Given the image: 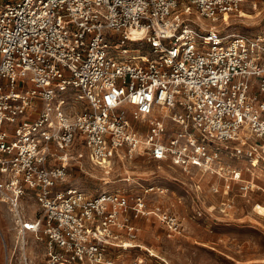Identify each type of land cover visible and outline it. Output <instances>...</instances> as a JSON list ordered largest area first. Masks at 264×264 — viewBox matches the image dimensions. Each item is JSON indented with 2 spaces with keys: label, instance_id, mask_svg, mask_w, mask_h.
Listing matches in <instances>:
<instances>
[{
  "label": "built area",
  "instance_id": "1",
  "mask_svg": "<svg viewBox=\"0 0 264 264\" xmlns=\"http://www.w3.org/2000/svg\"><path fill=\"white\" fill-rule=\"evenodd\" d=\"M246 1L0 0V202L19 246L27 232L44 245L41 263L22 249L13 263L3 242L4 264H124L140 246L132 216L181 231L147 206L153 184L64 183L75 144L127 184L141 160L218 174L225 155L264 160V29L222 24Z\"/></svg>",
  "mask_w": 264,
  "mask_h": 264
},
{
  "label": "rangeland",
  "instance_id": "2",
  "mask_svg": "<svg viewBox=\"0 0 264 264\" xmlns=\"http://www.w3.org/2000/svg\"><path fill=\"white\" fill-rule=\"evenodd\" d=\"M228 32L256 33L264 29V0H247L240 13L222 23ZM72 162L64 183L78 186L89 194L103 189L125 187L130 192L153 184L147 206L159 205L172 212L181 226L173 231L157 215L131 217L138 227L136 242L125 253L124 264H264V160L225 155L222 174L191 166L184 170L166 161L141 160L126 175L115 164L106 172L85 156ZM248 165L251 170H246ZM243 167L241 179H232L231 169ZM106 179V180H105ZM249 180V181H248ZM159 188H164L160 192ZM29 204V209L33 208ZM11 220L0 203V237ZM5 230V231H4ZM39 243V239L35 240ZM153 251V252H152ZM134 260L139 263H134Z\"/></svg>",
  "mask_w": 264,
  "mask_h": 264
},
{
  "label": "crops",
  "instance_id": "3",
  "mask_svg": "<svg viewBox=\"0 0 264 264\" xmlns=\"http://www.w3.org/2000/svg\"><path fill=\"white\" fill-rule=\"evenodd\" d=\"M0 203H3V202H0ZM6 210H7V207H6ZM7 213H8L9 219L11 220V224L7 228V231L4 230L5 232L3 231L1 232H2V235L4 233L3 237L5 236L4 239H5V243L8 248L9 253L11 252L13 253V257H12L13 263H21L22 261L21 254H20L21 249L24 251L28 259H30V263H41V261L43 260L44 245H43V241L40 239L39 234L33 233V232H27L24 238L25 239L24 245L19 246V244L15 242V231L12 227L13 223H12V219L10 217V213L8 210H7ZM37 236L39 239V243L35 242V240L37 239ZM4 263H6L5 250H4L3 241L0 237V264H4Z\"/></svg>",
  "mask_w": 264,
  "mask_h": 264
},
{
  "label": "bare ground",
  "instance_id": "4",
  "mask_svg": "<svg viewBox=\"0 0 264 264\" xmlns=\"http://www.w3.org/2000/svg\"><path fill=\"white\" fill-rule=\"evenodd\" d=\"M134 34H136V31H134ZM106 180V179H105ZM153 252V251H152Z\"/></svg>",
  "mask_w": 264,
  "mask_h": 264
}]
</instances>
